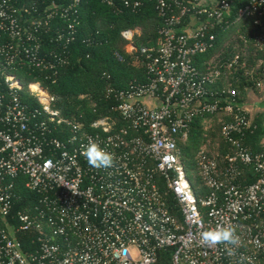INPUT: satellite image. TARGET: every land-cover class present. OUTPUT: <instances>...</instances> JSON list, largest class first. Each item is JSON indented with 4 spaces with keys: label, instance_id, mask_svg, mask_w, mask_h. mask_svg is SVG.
Listing matches in <instances>:
<instances>
[{
    "label": "built area",
    "instance_id": "1",
    "mask_svg": "<svg viewBox=\"0 0 264 264\" xmlns=\"http://www.w3.org/2000/svg\"><path fill=\"white\" fill-rule=\"evenodd\" d=\"M40 1L0 0L7 37L0 44V264H264V151L243 143L257 126L234 89H211L246 63L236 55L206 73L195 64L215 47L218 30L251 17L260 24L264 0H248L236 14L242 0H156L162 25L155 46L137 47L139 30L122 33L126 53L145 58L147 82L107 91L123 125L104 117L89 128L63 118L40 82L29 85L39 107L24 103L21 78L10 72L27 65L56 76L68 63L83 0L43 8ZM100 1L120 13L153 0ZM256 44L264 51V35ZM216 112L232 118L221 136L234 153L223 162L206 148L198 153L209 189L198 197L180 145L197 117ZM90 142L114 155L112 167L89 166L82 153ZM247 166L260 175L253 184L244 182ZM22 176L40 200L33 213L14 214V181ZM218 226L240 237L231 255L233 246L200 243L201 232ZM24 232L35 234V252L24 251L17 237Z\"/></svg>",
    "mask_w": 264,
    "mask_h": 264
},
{
    "label": "trees",
    "instance_id": "2",
    "mask_svg": "<svg viewBox=\"0 0 264 264\" xmlns=\"http://www.w3.org/2000/svg\"><path fill=\"white\" fill-rule=\"evenodd\" d=\"M29 1L33 0H27ZM68 1L42 0L39 5L43 8L44 3L66 4ZM247 2L248 0H242L235 5L234 14ZM79 17L80 25L77 28L76 39L69 45L68 63L59 69L56 76L27 65L20 68L17 65L18 69L10 70L17 72L21 78L23 86L20 91L21 100L30 107H39L37 100L30 94L29 85L40 82L54 97V108L63 118L82 123L87 128L104 117H111L118 125H123L119 114L113 110L116 102L107 97V91L126 89L133 82H147L148 74L144 57L126 53L127 41L122 33L125 30H140L135 37L136 46L139 48L155 46L162 25L156 0L147 2L138 11L124 9L120 13L100 0H83ZM226 20L219 27H223ZM232 20L234 16L230 19L231 22ZM262 35H264V18L258 25L256 19L251 17L233 23L224 31L218 30L215 47L197 56L196 66L206 73L216 67L224 66L236 55L240 56L241 63H246V66L244 68L239 66L233 74L225 72L216 85L211 87L212 90L234 89L239 103L246 100L247 91H262L264 51L256 44V38ZM6 41L7 37L0 32V44ZM53 46L47 35L46 51ZM117 53L124 57V62L116 59ZM231 120V116L225 112L197 117L188 140L180 145L181 157L187 164V173L198 197L207 195L209 189L205 187L199 175L196 157L204 148L210 156L217 157L221 162L227 155H233V146L221 136L223 126ZM254 125L257 128L246 133L243 143L257 154L264 151V114L255 117ZM244 172L243 179L246 184H253L260 177L253 166H247ZM27 182L28 179L23 176L14 181L15 192L19 197L15 202L14 214L18 211L33 213L39 203L40 195L29 190ZM17 237L26 253L37 250L33 232L20 233Z\"/></svg>",
    "mask_w": 264,
    "mask_h": 264
},
{
    "label": "clouds",
    "instance_id": "3",
    "mask_svg": "<svg viewBox=\"0 0 264 264\" xmlns=\"http://www.w3.org/2000/svg\"><path fill=\"white\" fill-rule=\"evenodd\" d=\"M89 166L100 169L110 168L113 166L114 155L102 149L95 142H90L85 146L82 153ZM200 243L207 247H215L219 244L233 246L229 249V254H233L234 248L239 246L240 237L236 233V229L232 226H218L215 229L207 230L200 233Z\"/></svg>",
    "mask_w": 264,
    "mask_h": 264
},
{
    "label": "crops",
    "instance_id": "4",
    "mask_svg": "<svg viewBox=\"0 0 264 264\" xmlns=\"http://www.w3.org/2000/svg\"><path fill=\"white\" fill-rule=\"evenodd\" d=\"M264 102V90L258 95H253L252 90L247 91L246 100L241 102V106L250 112H253L254 119L259 114H264V108L253 109L254 106H258L259 103Z\"/></svg>",
    "mask_w": 264,
    "mask_h": 264
},
{
    "label": "water",
    "instance_id": "5",
    "mask_svg": "<svg viewBox=\"0 0 264 264\" xmlns=\"http://www.w3.org/2000/svg\"><path fill=\"white\" fill-rule=\"evenodd\" d=\"M257 108H264V102L263 103H259L258 106H254L253 109H257ZM252 118H254L253 112H251Z\"/></svg>",
    "mask_w": 264,
    "mask_h": 264
},
{
    "label": "rangeland",
    "instance_id": "6",
    "mask_svg": "<svg viewBox=\"0 0 264 264\" xmlns=\"http://www.w3.org/2000/svg\"><path fill=\"white\" fill-rule=\"evenodd\" d=\"M139 33H140V30H139ZM262 86H263L262 91H258V92H257L256 90H252V94L256 96V95L259 94V92H263V90H264V83H263Z\"/></svg>",
    "mask_w": 264,
    "mask_h": 264
}]
</instances>
